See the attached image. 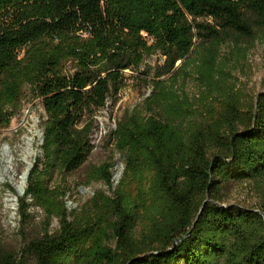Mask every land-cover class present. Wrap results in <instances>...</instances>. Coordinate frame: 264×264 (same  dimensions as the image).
Listing matches in <instances>:
<instances>
[{"label": "trees", "instance_id": "1", "mask_svg": "<svg viewBox=\"0 0 264 264\" xmlns=\"http://www.w3.org/2000/svg\"><path fill=\"white\" fill-rule=\"evenodd\" d=\"M262 34L264 0H0V129L26 89L46 115L18 200L20 227L37 208L44 228L19 253L0 250V264H264V202H225L264 186V93L246 101L221 54ZM155 55L161 65H145ZM127 71L152 91L106 136L122 178L113 187L111 164L92 168L111 195L70 212L47 179L87 162L96 115Z\"/></svg>", "mask_w": 264, "mask_h": 264}, {"label": "rangeland", "instance_id": "2", "mask_svg": "<svg viewBox=\"0 0 264 264\" xmlns=\"http://www.w3.org/2000/svg\"><path fill=\"white\" fill-rule=\"evenodd\" d=\"M221 54L222 59L228 65L227 73L231 75V81L238 87L241 96L246 101L255 100L260 93H264V34L256 35L249 42L241 40L238 50L229 44L223 48ZM162 61L160 56L155 55L147 58L145 65L156 68L157 65H161ZM70 68L71 65L68 64L67 69ZM125 74L130 79L125 83L119 95L109 99L106 107L96 115L98 129L93 135L94 149L87 162L75 172L62 177L55 174L47 179L48 186L61 185L65 190V200L70 212L80 211L99 193L111 195L102 182L89 181L88 175L92 168L111 164L113 187L122 178L123 160L114 144L106 136L115 130L117 123L125 113L140 106L152 91L151 81L147 80L144 75L130 71ZM149 78L152 79V77ZM184 92L189 98L195 97L198 92L196 83L189 82ZM45 120L46 115L41 100L33 97L29 89H26L20 113L12 119L7 128L0 129V150L8 146L17 159L10 165L13 168L9 172L10 177L5 176L4 180L0 179V250L19 253L29 240L43 231L44 215L37 208H31L30 222L24 226V229L20 227L18 200L22 195L18 194L17 188L21 185V178L28 164L21 161L22 147L26 146L28 139L33 138L34 156L29 159V163L34 164L41 155L42 142L39 140V133H43ZM0 168L4 170L1 153ZM225 202L246 208H258L264 202V186L260 189L253 184L236 186L231 189ZM57 229L58 221L53 219L50 232Z\"/></svg>", "mask_w": 264, "mask_h": 264}, {"label": "bare ground", "instance_id": "3", "mask_svg": "<svg viewBox=\"0 0 264 264\" xmlns=\"http://www.w3.org/2000/svg\"><path fill=\"white\" fill-rule=\"evenodd\" d=\"M37 135H38V133H37ZM0 153H1V163L3 164V168H4V170H1V168H0V179L4 180L5 176L10 177L9 172L13 169V168H11L10 165L12 164V162H15L17 159L14 156L12 150L8 146H4L2 148V150H0ZM21 154H22L21 161L24 163H29V159L34 156L33 138L32 137L30 139H28V141L26 142V146L22 147ZM6 165H8V167H6ZM23 176L21 178V185L18 188L19 191H21L22 186H23V179H24Z\"/></svg>", "mask_w": 264, "mask_h": 264}, {"label": "water", "instance_id": "4", "mask_svg": "<svg viewBox=\"0 0 264 264\" xmlns=\"http://www.w3.org/2000/svg\"><path fill=\"white\" fill-rule=\"evenodd\" d=\"M39 140H40L41 142H43V133H39ZM32 168H33V163H28V164H27V169H26L25 173L23 174V175H24V176H23L24 179H23V186H22L21 191H19V189L17 188V192H18V194H21V195L24 194V192H25V187H26V184H27V179H28L29 173H30V171H31Z\"/></svg>", "mask_w": 264, "mask_h": 264}]
</instances>
